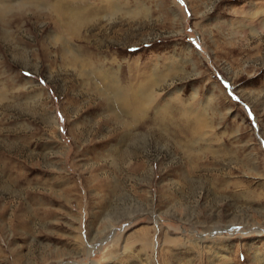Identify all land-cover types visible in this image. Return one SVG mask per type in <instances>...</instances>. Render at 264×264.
<instances>
[{"label":"rangeland","instance_id":"rangeland-1","mask_svg":"<svg viewBox=\"0 0 264 264\" xmlns=\"http://www.w3.org/2000/svg\"><path fill=\"white\" fill-rule=\"evenodd\" d=\"M101 1L0 22V264H264V0Z\"/></svg>","mask_w":264,"mask_h":264},{"label":"bare ground","instance_id":"bare-ground-1","mask_svg":"<svg viewBox=\"0 0 264 264\" xmlns=\"http://www.w3.org/2000/svg\"><path fill=\"white\" fill-rule=\"evenodd\" d=\"M41 3H42V6L40 5ZM83 3H85V4H83ZM101 3H102L101 0H98L97 4L88 3L87 0H54V3H52V2L49 3V1L46 2V0H30L29 5H27V4L22 3V2L13 3V2H8V0H0V22L3 23L4 16L6 15L7 12H9V10L11 8H14L16 6L27 5L29 8L38 9V5H39V7L41 9H38V11H40V13L49 12L47 14L50 15L51 17L52 16L54 17L55 22L57 24L56 28L58 29V31L67 32L66 34L71 33L74 36V31L78 32L81 28L86 26L85 22H86L87 17L93 18V17L97 16V14L101 11L102 12L105 11L106 12L105 14H113L114 13L115 5L111 6L108 3L107 4H104V3L101 4ZM70 8H74L75 12H71L70 10H68ZM53 13H55V15ZM258 13H259V17H258V15H256V29L263 32L264 31V13H263V16H262V11H260ZM94 22H96V20L91 21L92 24ZM89 23L90 22H88L87 24H89ZM3 24H5V23H3ZM65 48H66V45H65L64 41L61 39V44L59 45V49H61V53L63 55H65V53H66ZM84 58H86V57H84ZM87 59H89V58H87ZM64 60H65V58H64ZM88 63H89V65H93L92 64L93 62L92 63L88 62ZM95 76H97L98 80H102V78H103V75L98 71L95 74ZM124 78H126L127 80L131 79L128 76H126ZM117 80H119V78L116 79L114 77V78H111V80L108 83H105L106 85L109 86L108 92L110 94H112L114 92L117 93V95H115V98H114V101H116L117 105L119 104V102L121 103L122 101L123 102L126 101L128 103L130 102L129 106L132 107L133 111L143 113L144 106H145L144 101L146 102L150 96L149 93L147 92L148 90H145V87L143 86L142 94H140V90H139L138 92H135V94H137V96L134 95V97H133V94L131 96L128 94L129 91H131L130 90L131 89L130 84H128L125 87L122 86V90H120V91L115 90V88L118 86V83H120V81L117 82ZM136 81H138V80H136ZM138 82L142 83V81H138ZM113 85H114V87H113ZM142 85H143V83H142ZM123 102L120 105L124 104ZM127 104H125V106ZM127 111H128V109H127Z\"/></svg>","mask_w":264,"mask_h":264}]
</instances>
